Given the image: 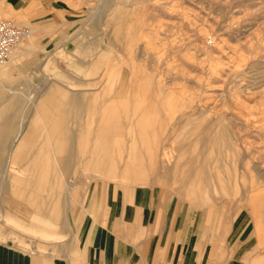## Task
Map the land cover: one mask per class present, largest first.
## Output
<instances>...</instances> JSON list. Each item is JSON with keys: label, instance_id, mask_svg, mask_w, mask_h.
<instances>
[{"label": "rangeland", "instance_id": "1", "mask_svg": "<svg viewBox=\"0 0 264 264\" xmlns=\"http://www.w3.org/2000/svg\"><path fill=\"white\" fill-rule=\"evenodd\" d=\"M24 1L0 0V20H12L18 25H28L33 29L35 25L29 19L30 15L25 14L21 9ZM40 1L52 6L53 9L67 10L75 16L76 20L72 29L63 33L62 37L56 41L53 52L50 48L40 52L44 61L49 57L53 58L60 68L57 70L54 68L53 70L56 71L51 73L53 75L48 70H45L43 74L37 71L34 76L27 75L29 81L19 74L16 78L19 94H46L49 89H53L52 86L57 89V91L52 90L53 94H64L65 89L69 91L67 86L75 80V77L78 79L85 77V66L81 64L80 60H72V56L66 55L63 50L60 51L59 49L63 45H66L72 52L87 50L85 54L88 56L100 54V47L105 51L109 50L111 57L108 67L95 79L98 83L95 84L94 89L86 91L87 94L108 96L109 93L103 90L105 80L117 63L123 66L121 80L125 84L129 80L143 84L147 75H150L155 82L158 81L162 84L166 91H175L180 94L185 104L188 102L194 104L193 109L189 111L190 115L188 114L184 119L176 122L178 115L169 113V108L159 109V112L151 110L152 117L164 116L168 122L165 126L166 129L157 125L156 129L149 132V135L158 138L159 136L169 137L181 132L183 134L180 138L183 141L179 142L180 147L173 148V144L170 143L163 146L152 143L154 159H149V157L144 159L152 162V164L150 163L152 168L164 167L163 170H166L172 163L179 165L181 169H186L191 176L193 175L191 179L194 181L201 180V176L206 173L212 176L209 180L211 199L203 200L204 197L208 198L205 192L204 195H199L201 201H195L185 193H178L174 183L164 182L156 173H149L146 180H133L123 176L124 173L120 169L117 172L118 177L100 176L92 182V179L90 180L85 175H101V173L95 170H83L80 172L84 175L81 188L87 194L84 205L89 204L96 187L138 185L154 188L158 197L166 201L171 200L172 204L178 206L184 201H188L195 209L210 207L212 212L216 208L219 215L225 216L228 221L239 223L238 232H235L231 238L229 256H232L239 246L244 232L252 223L247 207L260 238V242L258 239L255 240L254 248L250 254L254 255L260 249V254L264 259V204L261 205L257 201V192L263 190L264 193V132H262L264 130V0ZM11 5L15 10L11 8ZM29 37L24 42L31 40L33 36ZM17 47L18 45L14 49ZM37 55L41 57L37 51L21 55L16 59H35L38 57ZM105 55L108 56L107 52ZM11 64L12 61L8 62L5 66L0 67V70L6 69ZM78 64H80L79 68ZM48 77L56 78L60 83ZM49 83L52 88L49 87ZM115 87L114 84L112 93L118 94ZM130 89H135L134 85L130 84L125 94ZM83 101L86 113L84 133H86L87 126H91L87 120L93 117L94 108L97 106L100 108L97 115L99 120L106 116V113L103 112H107L108 108L102 106L105 100L101 97H84ZM121 114V119H126L127 115L124 112ZM145 116L147 115L143 112L142 117ZM130 117H133L132 114ZM186 119H191V121ZM222 120L229 123L228 128H231L232 138H238L236 141L239 150H241L239 156L233 153L234 142L229 139L221 145L222 154L211 158L214 161L209 159L208 162H204V158L200 156L198 161L195 159L196 161L190 162L193 160L191 156L195 154V150L207 148L209 141L211 138L213 139L212 133L215 132ZM174 123H179L178 126H181V129L172 130L171 126ZM94 125L92 124V126ZM76 126L77 124H70V127ZM117 134L126 136L127 131H115V136ZM245 136L248 139H245ZM197 137H200L201 140L199 147L194 148L191 144ZM120 140H115L117 142H114L116 145L113 147L114 150L120 148L127 150L128 147L124 143L129 139L125 137L123 138L125 141L120 142ZM243 140L246 143L249 140V145ZM253 141L256 142L253 143ZM89 142L93 143L92 140ZM119 143L124 144L125 147L119 146ZM243 145L247 148L249 146V148L247 149ZM177 149L185 150V156L180 157L179 152L176 153ZM83 150L85 154V148ZM166 154L165 163H162L160 158ZM123 159L124 156L116 159V169L118 166L122 167ZM144 159L136 163L129 161L128 165L140 166L141 169ZM99 165L100 163L97 166L99 167ZM128 165L126 169H129ZM86 166H88L86 163L82 164V168ZM225 180L228 183L229 190L227 189V192L222 187ZM178 182L179 180H177ZM178 186H180L179 183ZM182 187L189 190L186 185ZM0 197L3 198L5 207L9 211V215L2 216L0 214L1 242L37 253L47 252L50 249L56 251L58 244L67 246L69 243H75V240L78 241L79 235L75 234L66 223L55 228L45 229L41 232V240L35 239L34 232L39 230L38 227L29 224L28 221L17 219L14 215L16 210L26 209L27 206L19 200L13 189L9 188V184L4 178H0ZM195 198L197 199V197ZM77 215V221L84 222L87 211L81 209ZM78 230H80L79 227ZM18 234L23 235L29 244L19 242L16 238ZM31 241L35 244H37L36 242L40 243V245L37 244L39 247L34 248L30 245ZM237 264L246 263L238 260Z\"/></svg>", "mask_w": 264, "mask_h": 264}, {"label": "crops", "instance_id": "2", "mask_svg": "<svg viewBox=\"0 0 264 264\" xmlns=\"http://www.w3.org/2000/svg\"><path fill=\"white\" fill-rule=\"evenodd\" d=\"M11 8L15 10L12 5ZM21 9L30 15L35 27L28 45L18 44L13 50L17 53L10 60L12 64L0 70V178L7 180L9 188L27 206L16 210L14 215L38 227L39 230L34 232L35 239H40L45 229L65 223L79 235V239L67 246L58 244L56 251L50 249L37 253L0 241V264H237L238 260L260 264L264 261L263 255L259 254L260 249L256 254H250L255 240L260 242V238L247 207L252 223L229 256L231 238L238 232L239 223L228 221L219 215L216 208L212 212L210 207L195 209L188 201L178 206L171 200H162L154 188L138 185L96 187L89 204L84 205L87 194L81 188L84 175L80 172L83 170L101 173L85 175L92 182L100 176L118 177L120 169L123 176L133 180H146L149 173H156L164 182L174 183L178 193H185L195 201L201 200L196 199L193 192L178 186V172L162 170L164 167L152 168L149 160L143 162L141 169L140 166L134 169L128 165L130 160L125 155L122 167L114 170L111 151H115L113 147L116 145L113 136L104 140L107 154L102 157L106 161L99 170L98 162L91 154L99 145L97 115L100 108H94L93 117L87 120L91 126H87L84 133L86 113L83 99L101 97L105 100L103 106L111 99L127 98L125 93L131 84L130 80L126 84L122 82L123 66L117 63L121 70H117L115 83L118 94L107 97L87 94L86 91L94 89L98 83L95 79L108 67L109 50L100 47V54L88 56L85 54L87 50L72 52L63 45L60 51L72 56V60H80L85 66V77H75L67 86L69 91L65 89L64 94H19L16 80L19 74L29 81L27 75L34 76L37 71L43 74L45 70L51 74L60 68L53 58L44 61L40 52L47 48L53 52L56 41L72 29L76 20L67 10L53 9L40 0H25ZM37 51L41 57L16 59ZM105 83L104 87L108 84V77ZM24 122L26 128L19 133ZM70 124L77 126L70 127ZM127 142L124 144L129 148L130 142ZM124 144L120 146L125 147ZM84 147L89 149L87 154H84ZM83 163L88 166L82 168ZM127 165L131 171L126 169ZM205 195L208 198L204 197V201L211 199L209 190ZM81 209L87 211L84 222L77 221ZM0 214L9 215L2 197ZM16 238L29 244L21 234ZM31 242L34 248L40 245Z\"/></svg>", "mask_w": 264, "mask_h": 264}, {"label": "bare ground", "instance_id": "3", "mask_svg": "<svg viewBox=\"0 0 264 264\" xmlns=\"http://www.w3.org/2000/svg\"><path fill=\"white\" fill-rule=\"evenodd\" d=\"M100 25V24H99ZM33 35V29H32V34L30 35V37ZM29 37V38H30ZM26 40V39H25ZM24 40V41H25ZM21 43L22 45H28V41ZM19 43V44H20ZM32 46V45H31ZM34 48V47H33ZM195 52V51H194ZM17 52H12V56L11 59H14L15 55ZM146 56V55H145ZM10 59V60H11ZM131 64V63H130ZM131 66V65H130ZM161 66V65H160ZM79 68V65H78ZM118 71L119 70V66L114 65L113 66V70L111 72V74H109L108 76V84L105 85L104 87V91H106L109 95H112L114 93H112V91L114 90V84L117 76H118ZM166 77V76H165ZM49 78V77H48ZM52 78L55 82H59V80H57L56 78L50 77ZM133 78V77H132ZM49 80V79H48ZM106 81V80H105ZM142 81V80H141ZM60 83V82H59ZM106 84V83H105ZM131 84L134 85L135 89L133 90H129L127 93V98L125 99H119L118 98H114L113 100H109V103H104L105 105H103L104 108H108L107 112H103L106 113V116L104 118H101V120L98 119L97 116V121H98V131L97 133L99 134V145L98 147H95V152H92V158H95V160L98 162L97 165L100 163L99 168L101 169L102 166L104 165V162L106 161L102 156L103 154H107V148H105V144L106 141H104L105 139H107V136H113L115 138V140H120L123 141V138L127 137L129 139L130 142V146L128 148V152L123 150V149H118L115 151H111V155H114V158H111L113 161H117L116 159L119 157L121 158L122 156L127 155L128 158H130L129 160L131 162H139L142 159H144L145 157H149V159H154L153 157L155 156V153L153 151V149H151V144L154 143L156 145L160 144V145H167L168 143L173 144V148L175 147H180L179 142L183 141L181 140V132H177L174 135H171L169 137H162L159 136H151L149 135L150 130L152 129H156L157 125L160 128H165L166 129V124H167V119L164 116H158L159 118H155V116L152 117V113L151 110H155L156 112H159V107H161L162 109H168L170 110L169 113L174 115H178V117L176 118V122L177 120L179 121L180 119H184V117L186 115H188L189 111H191L194 107V104L192 102H188L187 104L184 103L183 101V97L180 96V94H177L175 91H166V88H163L164 86L162 84H160L158 81L155 82V80H153V78L150 75H147L146 77V81L142 83L137 82L135 80H131ZM57 86V85H56ZM163 86V87H162ZM166 86V85H165ZM53 89H49V91L46 94H53V91H57L55 86H52ZM51 87V88H52ZM45 90V89H44ZM61 90V87H60ZM63 90V89H62ZM69 94V93H67ZM244 94V93H243ZM94 95V94H93ZM117 95V94H116ZM113 96V95H112ZM111 96V97H112ZM125 96V97H126ZM193 97V96H192ZM210 97V96H209ZM208 97V98H209ZM191 98V97H190ZM145 101H143V100ZM192 99V98H191ZM240 100V99H239ZM143 101V102H142ZM246 101V100H245ZM240 102V101H238ZM247 102V101H246ZM258 102V101H257ZM256 102V103H257ZM161 103V104H160ZM250 103V102H248ZM251 104V103H250ZM245 105V104H244ZM242 106V105H241ZM122 110V111H120ZM173 111V112H172ZM121 112H124L125 115H127L126 119H121L120 115ZM143 112L146 113L147 116H145L144 118L142 117ZM218 112V111H217ZM99 113V110H98ZM132 114L133 117H130V115ZM156 114V113H155ZM234 114V113H233ZM190 115V114H189ZM224 117V116H223ZM227 117V116H226ZM235 117V116H234ZM236 118V117H235ZM264 118V117H263ZM230 119V118H229ZM189 120V122L191 121V119H186ZM212 120V119H211ZM210 121V120H209ZM183 122V121H182ZM208 122V121H207ZM262 122V121H261ZM233 123V122H232ZM179 123H174L172 124L171 128L172 130H180L181 126H178ZM264 124V123H263ZM124 125V126H123ZM229 123L227 121L222 120L220 122V125L215 129V132H213V139L211 138V140L209 141V145H207L206 149L204 150H199L196 151L195 150V154H193V156H191V159L193 158V160H190V162L193 161H198V157L202 156L203 161L206 162L207 160L209 161V159H211L214 156H217L219 154H222V148L221 145L225 144L224 142H226L227 140L231 139L233 140L232 142H234L233 144V153L237 156H239V147L237 144V139H234V137L232 138L231 134L232 132H230L231 128H228ZM103 126V127H102ZM246 127V126H245ZM26 128V123L24 122V124L21 125L20 127V132H23V130ZM260 128V127H259ZM264 128V127H263ZM121 130H126L127 134L126 136L124 135H119L117 134V136H115V131L120 132ZM190 130V129H189ZM188 130V131H189ZM243 130V129H242ZM257 130H261V129H257ZM26 131V130H25ZM24 131V132H25ZM262 131V130H261ZM191 132V130L189 131ZM264 132V130L262 131ZM261 132V133H262ZM188 133V132H187ZM125 134V133H124ZM254 134V133H253ZM258 135V134H257ZM256 135V136H257ZM262 135V134H261ZM188 136V135H187ZM241 136V135H240ZM252 136V135H251ZM260 137V136H259ZM185 138V137H184ZM245 139L246 136L244 137ZM209 139V138H208ZM244 139V140H245ZM103 140V141H102ZM114 142H117L115 141ZM188 140V139H187ZM200 137L194 139V141L192 142V146L194 148H196V146L199 145L200 143ZM243 140V141H244ZM255 140V139H254ZM261 140V139H260ZM263 140V139H262ZM241 141V139H240ZM246 141V140H245ZM244 141V142H245ZM207 142V141H205ZM231 142V143H232ZM239 142V141H238ZM249 140H247V145H249ZM251 142V141H250ZM256 141H253V143ZM262 142V141H261ZM264 142V141H263ZM252 143V144H253ZM20 144V143H18ZM104 144V145H103ZM120 144V143H119ZM241 144V143H240ZM122 145V144H120ZM119 145V146H120ZM140 147H137L139 146ZM150 146V147H149ZM228 146V145H227ZM244 146V145H243ZM184 147V146H183ZM199 147V146H198ZM241 147V146H240ZM246 147V146H244ZM18 148V147H17ZM15 147V149H17ZM20 148V147H19ZM85 148V153L89 152L87 147ZM83 148V149H84ZM226 148V147H225ZM228 148V147H227ZM247 148V147H246ZM249 148V146H248ZM247 148V149H248ZM242 149V148H241ZM19 150V149H18ZM226 150V149H225ZM190 151V150H189ZM224 151V150H223ZM243 151V150H242ZM19 151H17L18 153ZM170 152V151H169ZM179 152V156H185L184 154L186 153L185 150H180L177 149V152ZM226 152V151H225ZM244 152V151H243ZM11 153V152H10ZM224 153V152H223ZM262 153V152H261ZM229 154V152H228ZM241 154V153H240ZM11 155V154H10ZM13 155V154H12ZM89 155V154H88ZM227 156V153L225 154ZM245 155V154H244ZM249 155V153H248ZM167 154L163 157L160 158V160L162 161V163H165L164 158H166ZM224 156V155H223ZM225 156V157H226ZM247 156V155H246ZM162 157V155H161ZM259 157V156H258ZM262 157V155H261ZM70 158V157H69ZM228 158V157H227ZM196 159V160H195ZM120 161V159H118ZM145 160V159H144ZM201 160V159H200ZM212 160V159H211ZM224 160V159H222ZM242 160V159H241ZM259 160V159H258ZM93 161V160H92ZM207 161V162H208ZM214 161V160H212ZM219 161V160H218ZM234 161V160H233ZM261 161V160H260ZM263 161V160H262ZM115 162L113 165L114 170L116 169L115 166ZM205 164V163H204ZM169 165V164H168ZM197 165V164H196ZM235 165V163H234ZM259 165V164H258ZM257 165V166H258ZM135 166V165H134ZM133 166V167H134ZM163 166H165L163 164ZM204 166V165H203ZM256 166V167H257ZM235 167V166H234ZM261 167H263V165L261 164ZM132 168V167H130ZM137 167H134V169H136ZM199 168V167H198ZM210 168V167H209ZM264 168V167H263ZM197 169V168H196ZM227 169V168H226ZM117 170V169H116ZM130 170V169H129ZM132 170V169H131ZM130 170V171H131ZM163 170V169H162ZM166 170H171L174 172H178L181 173L179 175V184H180V188H182V186L186 185L187 188L189 189V192H193L194 196L199 198L200 194L203 193H207V191L209 190V186H210V177L207 173L203 176H201V180L198 181H194V179H191L192 176L188 173V171L186 169H181V167L178 165H172V169L171 166L166 168ZM206 170V169H205ZM210 170V169H208ZM203 171V169H202ZM228 171V170H227ZM161 172V171H160ZM204 172V171H203ZM261 172V171H259ZM262 173V172H261ZM229 174V173H228ZM211 175V174H210ZM221 176V174H220ZM176 177V176H175ZM200 178V176H198ZM198 178V179H199ZM228 178V177H227ZM214 181V180H213ZM226 181V180H225ZM224 181V182H225ZM219 184V183H218ZM230 184V183H229ZM220 185V184H219ZM221 187V186H220ZM223 190L226 191L228 189V183L227 181L222 184ZM222 190V189H221ZM229 190V189H228ZM227 192V191H226ZM225 192V193H226ZM229 192V191H228ZM257 201L259 204H264L263 202V190H260L257 192ZM255 217V216H254ZM263 223V221H262ZM263 250V249H262ZM260 254V253H259ZM262 264H264V261H260ZM260 263V264H261Z\"/></svg>", "mask_w": 264, "mask_h": 264}, {"label": "built area", "instance_id": "4", "mask_svg": "<svg viewBox=\"0 0 264 264\" xmlns=\"http://www.w3.org/2000/svg\"><path fill=\"white\" fill-rule=\"evenodd\" d=\"M32 34L28 25H18L12 20H0V67L11 59L13 49Z\"/></svg>", "mask_w": 264, "mask_h": 264}]
</instances>
